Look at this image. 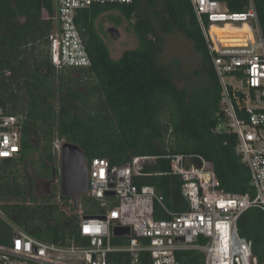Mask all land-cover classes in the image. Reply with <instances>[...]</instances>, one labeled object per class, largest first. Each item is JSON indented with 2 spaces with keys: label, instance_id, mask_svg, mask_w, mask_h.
I'll list each match as a JSON object with an SVG mask.
<instances>
[{
  "label": "trees",
  "instance_id": "trees-1",
  "mask_svg": "<svg viewBox=\"0 0 264 264\" xmlns=\"http://www.w3.org/2000/svg\"><path fill=\"white\" fill-rule=\"evenodd\" d=\"M142 2H161L168 23L194 41L213 84L210 110L200 100L188 104L185 92H179L154 64L148 52L152 31L142 17ZM255 6L264 36V0H255ZM54 9L55 0H0V108L22 119L21 145L26 153L32 148L38 153L36 171L42 174L53 169L58 174L53 151L56 140L79 146L87 161L104 158L111 165L126 164L139 155H164L168 149L172 154H195L212 162L223 191L254 195L249 172L235 152V137L214 132L221 115L220 90L189 0H133L127 5H93L79 10L75 24L91 61L90 67L82 69L56 70L51 63L49 36L54 22L45 19L43 11L52 16ZM113 9L127 21L135 18L133 29L141 42L139 49L123 52L117 61L110 59L94 29L97 16ZM231 10L241 11L242 6L234 3ZM34 143L37 148L32 147ZM169 169L168 160H158L155 166L145 168L149 175L135 178L134 184L154 187L168 208L181 210L185 202L179 178L156 175ZM28 186L31 195L29 180ZM13 187L20 192L21 187ZM52 197L40 203L32 197L30 204L18 200L0 205V244L11 241L15 227L46 243L86 245L76 216L65 215L51 202ZM85 200L81 206L84 215L104 211L97 200L89 196ZM153 208L155 220L168 217L158 204ZM238 227L240 234L250 238L258 264H264L263 211H246ZM127 243V238L111 240L113 246ZM176 257L178 264H204V254L199 251H179ZM142 263H149L146 254ZM108 264H129L128 255L111 253Z\"/></svg>",
  "mask_w": 264,
  "mask_h": 264
},
{
  "label": "built area",
  "instance_id": "built-area-1",
  "mask_svg": "<svg viewBox=\"0 0 264 264\" xmlns=\"http://www.w3.org/2000/svg\"><path fill=\"white\" fill-rule=\"evenodd\" d=\"M198 20L207 57L219 86L221 115L214 132L236 139L235 152L247 168L254 195L221 189L212 162L195 154L139 155L123 165L107 159L87 161L88 194L104 208L101 214L86 216L72 210L70 199L57 200L67 215H75L86 245L51 244L35 239L13 227L12 239L0 244V264H108L111 253H126L129 264H178L176 253L195 250L204 254V264H258L249 237L240 234L239 219L248 210L264 213V36L255 0H189ZM133 0H55L54 22L49 36V55L56 70L82 69L91 61L75 24L79 10L93 5H127ZM242 6L232 11L233 5ZM22 119L0 108V200L28 201L26 162L38 154L27 153L21 145ZM64 141L56 140L53 151L59 159ZM28 148H26L27 150ZM168 160L169 171L181 182L185 206L172 210L152 186L138 187L134 179L147 176L145 168ZM200 160V166L195 165ZM60 178V170H58ZM21 187L20 192L13 186ZM10 189V190H7ZM5 191L10 194L6 195ZM113 192L114 195H106ZM3 199V200H4ZM1 200L0 205L4 204ZM115 205L110 206L111 201ZM62 201V202H61ZM20 202V201H18ZM11 204V203H8ZM158 204L168 216L154 219ZM2 216L0 212V217ZM115 228H128L127 237L113 235ZM114 238H127L124 246H113ZM181 238L182 243L176 239ZM201 240V241H200Z\"/></svg>",
  "mask_w": 264,
  "mask_h": 264
},
{
  "label": "rangeland",
  "instance_id": "rangeland-1",
  "mask_svg": "<svg viewBox=\"0 0 264 264\" xmlns=\"http://www.w3.org/2000/svg\"><path fill=\"white\" fill-rule=\"evenodd\" d=\"M141 14L152 31L149 36L150 45L148 52L156 67L162 72L161 74L179 92H185L188 104L200 100L198 102L210 110L213 84L208 74L204 57L197 50L194 41L180 28L168 23V17L161 2H157L154 5H147L142 2ZM134 22L135 18L127 21L117 9L103 12L95 19V32L107 48L111 60L117 61L123 52L140 48V39L133 29ZM110 28H115L118 31V39L111 38L108 33ZM32 147L37 148L38 143H34ZM34 155L35 152H33ZM33 156L29 159L31 163L28 161L27 164L28 173H32L35 168H38V156ZM54 164L57 171L60 170V160L58 158ZM55 188L51 202L59 205L61 203H58L57 197L59 193L61 194L60 182ZM43 195L44 193H41L38 188L34 192V200L38 203L42 202L44 199L40 198ZM63 198V200L66 199L65 197ZM80 202V207L85 205V196H81ZM6 203L13 204L18 203V201L4 202V204ZM61 210L67 215L66 206H63ZM81 210L84 211L82 207ZM67 216H70V214Z\"/></svg>",
  "mask_w": 264,
  "mask_h": 264
},
{
  "label": "water",
  "instance_id": "water-1",
  "mask_svg": "<svg viewBox=\"0 0 264 264\" xmlns=\"http://www.w3.org/2000/svg\"><path fill=\"white\" fill-rule=\"evenodd\" d=\"M112 39H118L119 33L115 28L108 30ZM60 192L62 197L72 201V209L78 210L81 196L88 194V166L83 151L79 146L69 142H63L60 153ZM195 165L200 166V160ZM106 195H114L108 192ZM115 237L129 235L128 228H115L113 230ZM177 243H182L181 238L176 239Z\"/></svg>",
  "mask_w": 264,
  "mask_h": 264
},
{
  "label": "flooded vegetation",
  "instance_id": "flooded-vegetation-1",
  "mask_svg": "<svg viewBox=\"0 0 264 264\" xmlns=\"http://www.w3.org/2000/svg\"><path fill=\"white\" fill-rule=\"evenodd\" d=\"M48 171L49 170L40 174L38 171L34 169L32 173H28L30 187L32 191H31L30 199L27 202H24L25 204H30L31 198L32 197L35 198L34 192L38 188L40 189L41 193H44V195L40 199H45L54 194V190L56 189L55 187L57 184H59L60 178L58 177V174L57 175L55 174V171L53 169H51L49 173Z\"/></svg>",
  "mask_w": 264,
  "mask_h": 264
},
{
  "label": "crops",
  "instance_id": "crops-1",
  "mask_svg": "<svg viewBox=\"0 0 264 264\" xmlns=\"http://www.w3.org/2000/svg\"><path fill=\"white\" fill-rule=\"evenodd\" d=\"M120 239V238H119Z\"/></svg>",
  "mask_w": 264,
  "mask_h": 264
}]
</instances>
